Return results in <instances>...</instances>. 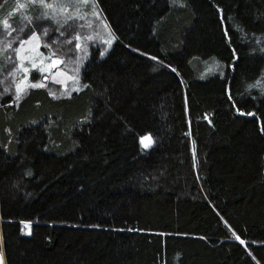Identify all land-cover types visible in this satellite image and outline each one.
Segmentation results:
<instances>
[{"label":"trees","instance_id":"trees-1","mask_svg":"<svg viewBox=\"0 0 264 264\" xmlns=\"http://www.w3.org/2000/svg\"><path fill=\"white\" fill-rule=\"evenodd\" d=\"M97 4L116 42L93 49L79 88L17 98L0 54L7 264H264V0ZM44 12L0 0L12 60L34 24L74 60L78 18Z\"/></svg>","mask_w":264,"mask_h":264},{"label":"rangeland","instance_id":"rangeland-1","mask_svg":"<svg viewBox=\"0 0 264 264\" xmlns=\"http://www.w3.org/2000/svg\"><path fill=\"white\" fill-rule=\"evenodd\" d=\"M48 2L53 3L55 5L56 11H54L53 9H48V10H45L42 8L41 9L44 11H47L50 15H55L60 22H65L66 17H70L68 19H77L78 18L77 19L78 22L77 21L74 22L75 24L79 23L75 29L76 36L79 37L76 44L80 43L81 48H79V49L76 48L77 51L74 54V55H76L74 60L69 58L68 56H66L65 58L58 57L57 55L50 57L49 52H52V53H54V52L46 50L45 47L43 46L44 45L43 42L46 41L45 37H43L44 36L43 32H41V33L38 32L41 34L40 35L41 46H40L38 51L43 52L44 57L37 58V64L40 65V61L42 60L43 66L47 67V65L50 64L53 59L59 60L60 63L57 64L55 67H53L51 69V71H38L37 68L31 67V61L30 60H25V62H24L25 67H28L30 69V71L28 73H24L23 70H20L18 68L19 57L16 54V52H15V59L16 60L15 59L12 60L10 55H8V51L10 49H12V47L6 48L5 46L10 41L7 39L3 40L2 37L0 39V45L2 43V46H0V54H2V56L4 58H6V64L9 63V65H11L13 67L15 66L13 69L8 71L9 73L7 72L8 74H6V72L4 74L8 75L7 77H10L11 79H13L16 85L18 83H20L24 79V77H27L26 86H25L24 91L27 88H29L31 86V84L35 83L36 81H40L42 83V85L47 84L49 81H53V82L59 84L62 87V90H64V92L66 94L70 91H73V90L79 88L81 68L83 67L86 60H88V58L92 55L93 49L96 50L97 47H100V45L101 46L103 45L101 52L104 53V55H106L108 53V51L114 46V43L116 42V36H115L114 32L112 31L111 27L109 26L106 18L103 15V12L99 8V6L98 7L93 6L91 3V0H90L89 4H83L82 2H79V0H48ZM21 4H23V3L20 2L19 5L17 4L15 11H17L19 13H26L27 12L26 9L28 8L27 4L24 3L23 7H21ZM65 6L68 9L67 12L59 11L61 8L65 7ZM93 11H99L100 15L99 16L93 15L92 14ZM81 17H83V18H81ZM7 21H8V26L5 27V25L3 24V27L5 29L4 30L5 34L8 35V34H11L12 30H11L10 20H7ZM105 25H107V27ZM34 26L36 28L35 24H34ZM35 28L33 30H35ZM29 35H30V33L28 34V36ZM113 36L115 37V39L112 38ZM27 37H25L23 39H27ZM88 37H92V39H88ZM47 38L48 37L46 36V39ZM23 39H21V40H23ZM5 40H7V43L5 42ZM109 40H111L110 45L107 43V41H109ZM17 47H19V44L17 45ZM26 54L27 55H34L33 53H30V52H26ZM15 61H16V65L14 63ZM77 68H78V71H76ZM14 69H16V70L14 71ZM35 72H40L39 74L41 75V77L44 78L45 81H42L40 79L32 80L34 78L33 75ZM72 77H75L76 79L74 80V79H72ZM144 136H148V134H146ZM152 142H153V137L151 134L147 140H145L143 142L141 141V143L143 145L145 143H148L151 145ZM24 230L27 234H29L31 232L30 224L26 223V227L24 228ZM0 239L2 241V221H1V219H0ZM0 250H2L3 256H4L3 264H7L4 249H3V242H1Z\"/></svg>","mask_w":264,"mask_h":264},{"label":"snow or ice","instance_id":"snow-or-ice-1","mask_svg":"<svg viewBox=\"0 0 264 264\" xmlns=\"http://www.w3.org/2000/svg\"><path fill=\"white\" fill-rule=\"evenodd\" d=\"M79 2H82L83 4H89L90 0H79ZM172 4H180L181 6H183V0H171ZM31 3L33 5H36L42 9H45V10H48V9H53L54 11H56V8H55V5L53 3H49L48 0H31ZM91 3L93 6H96L98 7L97 5V0H91ZM24 5L21 4V7H23ZM67 7H63L61 8L59 11H62V12H67ZM222 11V10H221ZM93 15H96V16H99L100 15V12L99 11H93L92 13ZM41 18H49V19H53L56 21V23H60V21L57 19V17L55 15H50L47 11H45L42 15ZM70 18V17H66L65 19V23L67 22V19ZM83 18V17H81ZM2 23L5 25V27L8 26V21L7 20H4L2 21ZM107 27V25H105ZM33 28L35 27L34 25L32 26ZM227 31V30H225ZM241 32H243V29L241 28L240 29ZM40 33H38L37 31L35 30H32L30 35L27 37V39H23V40H20L19 41V47H17L15 49V52L16 54L18 55L19 57V65H18V68L20 70H23L24 73H28L30 71V69L28 67H25V60H30L31 61V67L32 68H37L38 71H51V69L53 67H55L57 64L60 63L59 60H56V59H53L52 62L50 64L47 65V67H44L43 66V61L41 60L40 61V65L37 64V58H42L44 57V53L43 52H39V48L41 46V43H40ZM43 35L44 36H47L48 35V29L45 28L43 29ZM61 35H63V33H61ZM245 36H247V33H244ZM76 39H79V37H75ZM113 39H115V37L113 36L112 37ZM88 39H92V37H88ZM70 42V41H68ZM107 43L110 45L111 44V40L107 41ZM27 46V47H26ZM6 48H11L12 47V44L11 42H9L6 46ZM45 47L47 49H51L52 48V45L51 44H47L45 45ZM76 48H81V44L80 43H77L75 45ZM261 51H264V46L261 47L260 49ZM106 51V50H105ZM26 52H30V53H33L34 55H27ZM232 52L233 54L235 53V49H232ZM55 54L52 53V52H49V56H54ZM100 55H104V53H100ZM147 55V54H146ZM153 59H157V57H152ZM169 67H171V65H169ZM16 69H14L15 71ZM76 71H78V68L76 69ZM72 79H76L75 77H72ZM26 81H27V77H24V79L18 83L16 85V97L19 98V96L23 93L24 89H25V86H26ZM261 84V81H257L255 85H249V87H254V86H257V85H260ZM32 87H42L44 85H42V83L40 81H36L35 83L31 84ZM88 85H85V87H87ZM70 95V93H69ZM241 109L237 108V111H240ZM251 114V113H249ZM261 131H264V126L261 127ZM150 137V134H148V136H144V137H141V141H145L147 140L148 138ZM144 147L147 148V147H150V144L148 143H145L144 144ZM31 174V173H29ZM27 223H31L30 221H28ZM237 239H239V237H237ZM3 261H4V256H3V252L2 250H0V264H3Z\"/></svg>","mask_w":264,"mask_h":264}]
</instances>
